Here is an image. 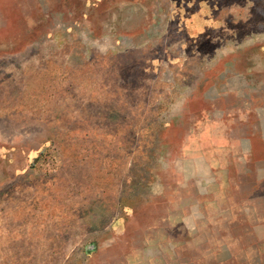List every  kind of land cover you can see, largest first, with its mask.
Masks as SVG:
<instances>
[{
  "label": "rangeland",
  "instance_id": "374dc122",
  "mask_svg": "<svg viewBox=\"0 0 264 264\" xmlns=\"http://www.w3.org/2000/svg\"><path fill=\"white\" fill-rule=\"evenodd\" d=\"M264 0H0V264H264Z\"/></svg>",
  "mask_w": 264,
  "mask_h": 264
},
{
  "label": "crops",
  "instance_id": "0c3cea01",
  "mask_svg": "<svg viewBox=\"0 0 264 264\" xmlns=\"http://www.w3.org/2000/svg\"><path fill=\"white\" fill-rule=\"evenodd\" d=\"M264 81V70L261 72H247L246 76H245V82H246V86L250 87V86H255L259 83L260 85L262 84V82Z\"/></svg>",
  "mask_w": 264,
  "mask_h": 264
}]
</instances>
